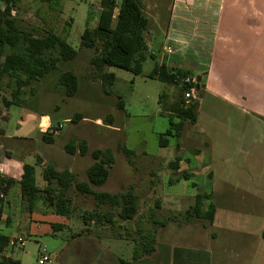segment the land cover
Instances as JSON below:
<instances>
[{"label":"rangeland","instance_id":"1","mask_svg":"<svg viewBox=\"0 0 264 264\" xmlns=\"http://www.w3.org/2000/svg\"><path fill=\"white\" fill-rule=\"evenodd\" d=\"M138 2L149 20L150 50L161 54L165 29L156 28L155 24H169L173 2ZM13 9L23 30L38 37L56 33L67 39L77 51V57L60 62L54 72L26 88L21 105L5 106L3 98L11 99L12 88L2 83L0 137L5 134V138L0 139V153L4 156L12 153V159H24L35 166L37 182L41 185L46 164L36 165L39 156L48 157L47 165L72 171L78 181H86L87 168L94 162L91 152L110 148L116 163L108 181L96 190L119 193L132 186L140 199L136 219L128 223L116 217L117 225L130 229L140 225L151 230L155 227L150 219L153 213L155 220L169 219L187 211L198 194L211 195L203 206L207 209L214 205L215 221L177 222L182 225L179 228L169 222L177 232L171 227L165 241L156 235L157 245L164 246L168 252L158 256L155 264H170L175 252L185 259V264H194L197 256L206 257L208 264H264V124L251 121L207 96L200 101L197 123L185 122L181 139L168 137L169 145L161 147L159 137L170 129V100L177 89L149 77L155 64L148 58L138 75L116 67L107 68L115 81L108 87L110 93L105 92L100 75L91 64L97 50L83 44L86 28L97 25L100 0H18ZM63 73H73L78 78L79 90L73 98L59 84ZM163 93L168 94L163 100L165 107L159 100ZM120 100L125 110L118 107ZM76 115L83 119L73 122ZM46 117L51 120L49 129L44 124ZM42 118L45 119L39 126ZM205 130L208 137L203 133ZM46 131L51 133L54 143L42 140V132ZM71 140L87 141L89 154L66 153L65 145ZM123 146L135 151L131 157L134 164L120 150ZM176 157L182 161L179 169L173 170L170 163ZM184 173L189 177L184 178ZM10 193L5 195L6 200ZM12 195L18 200L13 206L17 210L13 213L12 209L4 210V198L0 202L3 206L0 227L12 229L4 234H11V240L16 241L15 246H9L7 254L17 264H41L45 256L51 262L42 264H100L104 255H115L124 264L154 261L148 259L150 256L135 260L132 239L107 238L104 227L84 224L80 215L96 208L93 197L72 192L76 211L69 217L66 228L54 232V223L65 225V217L38 208L33 213L53 215L52 219H31L33 213L22 204L21 195L14 190ZM4 213L8 216L1 220ZM82 226L91 231L82 232ZM156 227L159 232L166 226Z\"/></svg>","mask_w":264,"mask_h":264},{"label":"trees","instance_id":"2","mask_svg":"<svg viewBox=\"0 0 264 264\" xmlns=\"http://www.w3.org/2000/svg\"><path fill=\"white\" fill-rule=\"evenodd\" d=\"M4 10H0V93L2 83L12 88L11 99L3 98L6 107L21 105L26 88L54 72L60 62H69L77 57V51L70 46L67 39L54 32L38 37L21 28L18 20L11 11L16 7L18 0H1ZM149 29V20L138 0H100V13L97 25L94 28H86L83 34V44L86 47L95 48L97 55L92 58L91 64L100 75L105 92L110 93L115 81L113 73L107 71L109 67H116L130 71L136 75L142 72L143 63L149 54L146 42V34ZM190 76L187 71L169 69L165 65H156L149 74L150 78L174 86L176 95L171 98L170 129L160 135L161 147L169 145V138L181 139L185 122L195 125L198 121V108L202 97L200 81L195 85L198 98L186 103L184 99L185 89L176 86V80ZM59 84L64 88L68 97H75L79 90L78 78L73 73H63L59 78ZM167 96L160 95V103ZM124 103L119 101L118 107L124 110ZM165 107V106H164ZM83 119L76 115L73 122ZM174 119L179 120L175 122ZM71 121V122H72ZM46 131L42 133V140L46 143H54L53 136ZM128 158L130 164H134L131 157L135 151L126 146L120 149ZM66 153L70 155L87 156L89 146L87 141L71 140L65 145ZM94 160L87 169V180L78 181L77 176L67 169L59 170L52 165L43 169L40 185L36 178V167L25 163L21 179L17 182L13 178L0 175V189L5 195L14 185L20 187L22 204L27 206L30 213L38 208L50 209L54 214L69 218L75 213L72 205V192H77L84 197H93L96 208L93 211H85L80 215L86 226L94 223L97 227L110 228L115 238L133 240L135 245L134 259L147 258L155 253L157 245V227L166 226L169 222L193 223L196 220H206L213 223L216 209L210 204L204 208L206 200L211 199L209 194H198L195 203L184 213L173 215L169 219L155 220L154 213L151 220L155 227L145 229L140 225L130 229L123 224L117 225L116 217L122 222L134 221L139 213V196L131 186L125 192L108 193L96 190L103 186L109 179L110 170L116 163L112 149H96L91 152ZM39 161H41L39 159ZM180 157L170 163L173 170H178ZM189 174L184 173V178ZM3 200L0 199V202ZM104 208L107 210L105 211ZM40 210V209H39ZM95 226V227H96ZM57 229V226H55ZM123 230L124 233L120 232ZM264 236V232H263ZM10 246V238L0 234V264H17V261L4 256Z\"/></svg>","mask_w":264,"mask_h":264},{"label":"crops","instance_id":"3","mask_svg":"<svg viewBox=\"0 0 264 264\" xmlns=\"http://www.w3.org/2000/svg\"><path fill=\"white\" fill-rule=\"evenodd\" d=\"M172 2L169 24H155L156 28L165 29V43L161 48V54L150 50L151 38L150 34H146L148 51L153 56L151 59L154 61V68L156 65H165L169 69L189 72L192 77L200 81L202 89L200 101L208 96L214 102L218 101L220 105L247 116L251 121L264 124V0H172ZM165 48H170L171 53L165 51ZM43 119L45 118L40 120L39 126L42 125ZM44 124H47L46 129H49L51 125L49 117H46ZM203 133L208 137L207 130ZM4 138L5 134L0 137L2 141ZM12 156V153L6 156L0 153V163L4 166V175L18 182L25 161L14 160ZM46 158L48 157L39 156L36 165L47 166ZM14 186L3 204L4 210L12 209L11 213L14 212L13 206L18 201L12 195L13 190L20 195L19 185ZM1 207L3 206H0V209ZM16 210L17 206L15 212ZM7 216L4 213L1 220L6 219ZM52 216L33 213L31 219L51 220ZM68 223L69 218H66L65 225L54 223V232L66 228ZM170 223H175L178 228L182 226L177 222ZM14 225L17 227L18 224ZM167 225L157 232V236L162 241L167 239L171 227L177 232L173 224ZM83 226L80 228L82 232L91 231ZM6 230L12 231L1 226L0 234L5 235ZM102 230L107 238L113 237L110 228L104 227ZM11 236V234L7 236L10 242L14 241L11 240ZM167 252L168 250L160 245L148 258L154 261L151 260L149 263V260H145L136 264H155V259L161 254L165 256ZM175 254L176 252L170 264L186 263L184 258L182 260ZM4 256L9 257L7 250ZM102 258L100 264H124L115 255H104ZM196 260L194 264H208L206 257L197 256Z\"/></svg>","mask_w":264,"mask_h":264},{"label":"built area","instance_id":"4","mask_svg":"<svg viewBox=\"0 0 264 264\" xmlns=\"http://www.w3.org/2000/svg\"><path fill=\"white\" fill-rule=\"evenodd\" d=\"M0 10H4L2 2L0 3ZM11 13L13 16L16 15V12L14 9L11 11ZM165 51H167L168 53H171L170 48H165ZM196 83H197L196 78L190 77V76H186V77L179 78L176 80V86L178 88L185 89L184 99H185L186 103H189L190 101L198 98V92H197V89L195 87ZM4 171H5L4 166L0 163V175L1 176H5ZM4 198H5V193L0 189V199L3 200ZM20 242H21V240H20ZM10 245L15 246L16 241L10 242ZM0 260H1V257H0ZM44 262H51V260L45 256V257H43V259L40 263L42 264Z\"/></svg>","mask_w":264,"mask_h":264},{"label":"water","instance_id":"5","mask_svg":"<svg viewBox=\"0 0 264 264\" xmlns=\"http://www.w3.org/2000/svg\"><path fill=\"white\" fill-rule=\"evenodd\" d=\"M43 123V122H42Z\"/></svg>","mask_w":264,"mask_h":264}]
</instances>
